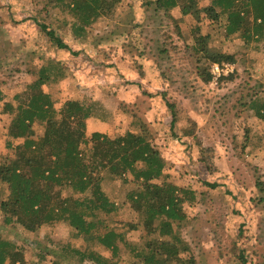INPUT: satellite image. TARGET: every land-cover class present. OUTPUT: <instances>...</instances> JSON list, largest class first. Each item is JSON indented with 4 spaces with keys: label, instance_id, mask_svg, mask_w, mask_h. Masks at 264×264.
Returning a JSON list of instances; mask_svg holds the SVG:
<instances>
[{
    "label": "rangeland",
    "instance_id": "obj_1",
    "mask_svg": "<svg viewBox=\"0 0 264 264\" xmlns=\"http://www.w3.org/2000/svg\"><path fill=\"white\" fill-rule=\"evenodd\" d=\"M195 2L199 9L211 4ZM71 22L50 0H0V161L13 158V146L21 141L8 134L14 115L4 104L15 108V96L24 94L38 69L50 60L59 62L65 77L42 88L54 107L59 110L67 100L100 104L110 117L89 120L108 137L140 133L143 125L165 162L164 178L155 182L165 180L186 190L180 193L185 198L182 218L172 223L190 248L182 259L191 255L196 264H264V120L250 107L251 101L264 98V39L228 35L224 15L211 20L201 11L195 17L179 6L165 11L155 0H122L88 29L84 41L74 38ZM38 24L53 29L70 51L52 44ZM197 31L209 36L207 50L234 56L232 76H212L209 83L198 77L197 65L206 68L207 60L193 51ZM167 103L174 106L173 125ZM33 132L40 138L44 125L35 122ZM132 179L129 174L118 180L107 175L103 189L119 204L137 188ZM61 190L62 197L71 195ZM8 195L7 185L0 183V204ZM113 218L110 226L121 231L128 221L138 223L126 233L129 241L141 244L146 238L141 216L129 203L123 202ZM0 238L21 247L26 264H50L67 252L68 244L81 251L87 247L62 222L35 232L5 225L1 209ZM93 250L111 254L102 246ZM122 252L119 264H130V256Z\"/></svg>",
    "mask_w": 264,
    "mask_h": 264
},
{
    "label": "trees",
    "instance_id": "obj_2",
    "mask_svg": "<svg viewBox=\"0 0 264 264\" xmlns=\"http://www.w3.org/2000/svg\"><path fill=\"white\" fill-rule=\"evenodd\" d=\"M121 1L50 0V3L52 8L71 16L74 38L84 41L88 29L99 18L112 14ZM184 1L155 0V3L165 11L179 6L183 14L195 17L204 11L211 20L224 15L228 35L254 38L257 42L264 39V0H211L203 9L196 7L195 0H187L189 5ZM38 25L58 49L70 51L53 29ZM208 38L199 31L192 35L193 51L204 53L208 63L206 68L199 64L196 67L204 83H209L212 77V64L234 63L233 55L207 50ZM64 77L61 64L50 60L38 69L36 79L24 94L15 96L19 99L15 108L10 103L4 104L7 113L14 115L8 134L14 140H21L13 146L15 156L0 161V183L6 184L9 191L8 198L0 204L4 224H17L35 232L43 225L62 222L86 243L83 251L68 244L67 252L56 255L50 264H68L70 260L75 264H119L120 251L130 256V264H196L191 255L186 259L180 257L190 248L172 224L182 218L181 203L185 198L180 193L186 190L165 180L155 182L164 178L165 162L147 129L142 125L140 133L127 131L117 137L92 131L87 139V121L93 117L106 121L110 112L103 107L99 109L101 106L96 102L85 104L79 100H67L57 110L50 94L42 88L57 84ZM3 100L0 90V103ZM250 105L256 116L264 120V98L261 102L256 98ZM167 106L172 112L173 125L174 106L172 103ZM35 122L44 125L40 138L34 137ZM88 141L91 146L83 148L81 145ZM106 174L112 180L124 179L129 174L137 188L116 204L103 189ZM56 186L60 190H55ZM61 189H68L71 195L62 197ZM123 202L129 203L141 216L146 235L141 244L126 237L138 223L128 221L125 231L110 226V222L115 221L112 216L117 215ZM157 232L159 237L154 236ZM96 245L108 249L110 256L94 251ZM44 255H40L41 259ZM0 264H26L22 248L0 238Z\"/></svg>",
    "mask_w": 264,
    "mask_h": 264
},
{
    "label": "built area",
    "instance_id": "obj_3",
    "mask_svg": "<svg viewBox=\"0 0 264 264\" xmlns=\"http://www.w3.org/2000/svg\"><path fill=\"white\" fill-rule=\"evenodd\" d=\"M214 79H217L223 75L233 73L234 68L231 63L212 64L210 69Z\"/></svg>",
    "mask_w": 264,
    "mask_h": 264
},
{
    "label": "crops",
    "instance_id": "obj_4",
    "mask_svg": "<svg viewBox=\"0 0 264 264\" xmlns=\"http://www.w3.org/2000/svg\"><path fill=\"white\" fill-rule=\"evenodd\" d=\"M88 121H90V120H88ZM88 121H87V123H88ZM100 122H101V121H100ZM91 123H92V122L90 121V122H89V125H90V132L95 131V128L92 127L93 124H91ZM87 127H89V126L87 125Z\"/></svg>",
    "mask_w": 264,
    "mask_h": 264
}]
</instances>
